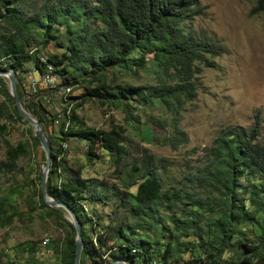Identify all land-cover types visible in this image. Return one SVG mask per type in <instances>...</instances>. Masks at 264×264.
<instances>
[{"label": "trees", "instance_id": "1", "mask_svg": "<svg viewBox=\"0 0 264 264\" xmlns=\"http://www.w3.org/2000/svg\"><path fill=\"white\" fill-rule=\"evenodd\" d=\"M200 12L198 0H0V70L14 72L24 109L44 128L51 152L46 193L81 226L80 264L83 259L89 264H264V139L257 122L248 130L223 129L205 149L200 165L187 168L174 183L161 173L164 160L130 157L123 127L87 128L72 109L69 127L56 128V113L47 112L42 99H23L19 84L31 68L42 72L37 53L54 43L63 53L47 61L59 77L58 87L84 83L82 103H107L128 122L138 123L133 104L149 108L157 103L173 116L169 124L152 122L172 130L159 145L176 150L186 143L178 117L196 98L197 76L224 53L215 37L189 26ZM260 12L264 0H256L252 10ZM31 49H36L32 55ZM148 57L156 67V85L118 86L114 92L106 73L122 69L137 76ZM14 113L22 120L16 108ZM70 138L85 142L90 162L100 160L97 150L106 153L118 183L84 180L72 171L64 148ZM6 148L7 162H0V170L12 172L23 148ZM39 202L57 213L41 192ZM97 205L109 212H98ZM11 207L0 198L5 225L17 215L16 210L7 215ZM67 225L64 254L66 263L74 264L75 231ZM231 250L235 258L224 260Z\"/></svg>", "mask_w": 264, "mask_h": 264}, {"label": "rangeland", "instance_id": "2", "mask_svg": "<svg viewBox=\"0 0 264 264\" xmlns=\"http://www.w3.org/2000/svg\"><path fill=\"white\" fill-rule=\"evenodd\" d=\"M198 4L200 16L189 22V26L196 32L215 37L224 53L213 59V68L203 69L197 76L196 98L184 106L178 117V129L184 134L185 144H180L176 150L159 145L172 130L169 127L160 129L153 123L159 120L169 124L173 116L157 103L149 108L133 104L134 116L138 118L136 123L128 122L121 110L107 103L95 99L82 103L79 97L86 86L84 83L73 88L71 93V111L74 110L87 128L108 131L112 126L123 127L130 157L138 159L146 155L157 161L164 160L161 173L171 176L174 183L187 168L200 165L205 149L225 128L248 130L257 122L261 139H264V12L252 13L256 0H198ZM41 52L60 56L63 50L51 43ZM156 74L152 57L147 58L146 69L137 76L122 69L106 73L114 92L118 86H155ZM0 78V162H7V145L23 148L14 171L0 170V198L12 206L7 215L12 210L17 211L9 225L0 217V264H67L64 254L70 234L67 213L57 210L52 214L39 202L44 153L39 143L33 141L32 129L14 113L15 106L7 97L8 79ZM41 99L45 110L52 115L58 109L64 110L55 90H45ZM80 103L81 107L75 109ZM57 132L54 128V133ZM151 136L157 138V143ZM64 148L72 171H79L82 179L118 183L114 165L106 153L97 150L100 160L88 161L86 144L78 138H70ZM95 208L98 212H109L100 205ZM46 239L47 247L42 250L39 244ZM235 256L231 250L223 259L229 261Z\"/></svg>", "mask_w": 264, "mask_h": 264}, {"label": "water", "instance_id": "3", "mask_svg": "<svg viewBox=\"0 0 264 264\" xmlns=\"http://www.w3.org/2000/svg\"><path fill=\"white\" fill-rule=\"evenodd\" d=\"M0 77H5L9 81L8 85V93L11 96L14 106L18 112V114L22 117V119L29 125L32 129L33 137L38 141L41 146L44 157L45 164L43 165V171L40 178V188L43 201L45 204L55 210L64 211L67 213V221L73 226L75 231V256H74V264H80V257L82 251V235H81V226L74 216V214L63 204L57 202L56 200L50 198L46 193V183L48 179V174L51 169V152H50V144L47 139V136L44 132V128L42 124L34 118L30 113H28L24 108L19 99L17 93V85H16V75L11 69H2L0 70ZM111 264H126L119 260L112 261Z\"/></svg>", "mask_w": 264, "mask_h": 264}, {"label": "built area", "instance_id": "4", "mask_svg": "<svg viewBox=\"0 0 264 264\" xmlns=\"http://www.w3.org/2000/svg\"><path fill=\"white\" fill-rule=\"evenodd\" d=\"M36 52V49H31L29 54L32 55ZM39 63L42 67V72L36 71L31 68L28 72L22 75V94L25 100H38L43 98L44 91L52 89L56 91V94L61 101V106L64 108L56 111V118L54 119V126L59 128L63 126L66 130L69 127L71 108H72V87H58L59 77L54 73L53 66L48 63V56L41 53H37ZM48 240H43L39 247L44 250L47 247Z\"/></svg>", "mask_w": 264, "mask_h": 264}]
</instances>
